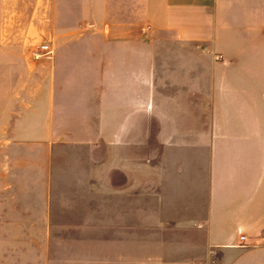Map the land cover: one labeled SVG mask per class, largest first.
I'll use <instances>...</instances> for the list:
<instances>
[{"label": "crops", "instance_id": "0c3cea01", "mask_svg": "<svg viewBox=\"0 0 264 264\" xmlns=\"http://www.w3.org/2000/svg\"><path fill=\"white\" fill-rule=\"evenodd\" d=\"M0 264H264V0H0Z\"/></svg>", "mask_w": 264, "mask_h": 264}, {"label": "water", "instance_id": "95a60500", "mask_svg": "<svg viewBox=\"0 0 264 264\" xmlns=\"http://www.w3.org/2000/svg\"><path fill=\"white\" fill-rule=\"evenodd\" d=\"M163 123L159 115L150 109L133 111L123 125L118 139V154L129 160H155L160 153L159 136ZM134 137L136 143L129 145Z\"/></svg>", "mask_w": 264, "mask_h": 264}, {"label": "built area", "instance_id": "2783aa9c", "mask_svg": "<svg viewBox=\"0 0 264 264\" xmlns=\"http://www.w3.org/2000/svg\"><path fill=\"white\" fill-rule=\"evenodd\" d=\"M30 55L34 60L50 58L54 55L55 49L51 40L37 41L30 46ZM244 240L245 236H241Z\"/></svg>", "mask_w": 264, "mask_h": 264}, {"label": "rangeland", "instance_id": "374dc122", "mask_svg": "<svg viewBox=\"0 0 264 264\" xmlns=\"http://www.w3.org/2000/svg\"><path fill=\"white\" fill-rule=\"evenodd\" d=\"M44 38H47V37H44ZM43 40V39H42Z\"/></svg>", "mask_w": 264, "mask_h": 264}]
</instances>
